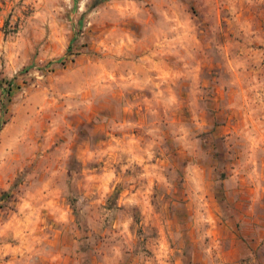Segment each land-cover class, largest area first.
I'll list each match as a JSON object with an SVG mask.
<instances>
[{
    "label": "rangeland",
    "instance_id": "374dc122",
    "mask_svg": "<svg viewBox=\"0 0 264 264\" xmlns=\"http://www.w3.org/2000/svg\"><path fill=\"white\" fill-rule=\"evenodd\" d=\"M0 79V264H264V0H0Z\"/></svg>",
    "mask_w": 264,
    "mask_h": 264
},
{
    "label": "crops",
    "instance_id": "0c3cea01",
    "mask_svg": "<svg viewBox=\"0 0 264 264\" xmlns=\"http://www.w3.org/2000/svg\"><path fill=\"white\" fill-rule=\"evenodd\" d=\"M253 213L255 215V210L254 209H253ZM254 215H251L250 217H247L248 226L251 227V229H255L256 227H260L264 231V220H263V225H258L257 222L260 223L261 220H259V218L257 219L256 217H254ZM252 216H253V218H252ZM252 237H255V236L254 235H252L251 237L247 236L246 239L245 238L241 239V243H242L241 246H244L245 248H248L249 251H251L250 245L252 244L251 242L253 241ZM244 247H242V248L244 249Z\"/></svg>",
    "mask_w": 264,
    "mask_h": 264
},
{
    "label": "trees",
    "instance_id": "16d2710c",
    "mask_svg": "<svg viewBox=\"0 0 264 264\" xmlns=\"http://www.w3.org/2000/svg\"><path fill=\"white\" fill-rule=\"evenodd\" d=\"M0 85L1 86H3V81L0 79ZM9 85L11 86L12 85V83L11 82H9Z\"/></svg>",
    "mask_w": 264,
    "mask_h": 264
}]
</instances>
